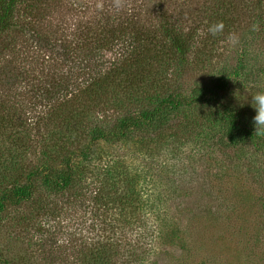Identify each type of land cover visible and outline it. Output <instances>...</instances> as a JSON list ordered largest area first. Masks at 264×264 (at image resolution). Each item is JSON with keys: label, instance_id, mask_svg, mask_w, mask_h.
I'll return each instance as SVG.
<instances>
[{"label": "rangeland", "instance_id": "1", "mask_svg": "<svg viewBox=\"0 0 264 264\" xmlns=\"http://www.w3.org/2000/svg\"><path fill=\"white\" fill-rule=\"evenodd\" d=\"M58 1L62 0L53 3L63 5ZM142 1L77 0L73 6L77 13L67 10H72V4L67 2L66 9L48 12L46 22L35 23L34 27V20L24 15L34 0L19 6L18 24L30 23L32 27L22 32L24 43L22 40L17 43L13 33L4 36L8 42L17 43L19 51L6 52L0 58V99L7 90L11 95L25 93L30 87L44 83L46 76L29 72L26 65L19 70L13 65L11 61H15L17 52L20 61L22 55L32 57L30 52H36L40 58L50 56L49 65L56 66L60 73L68 72L72 66L57 61L43 45L31 47L35 46V32L46 31L49 40L52 36L64 37L70 42L76 28L86 24L89 28L93 21L96 23L95 9L107 15L115 12L134 15L139 13ZM187 1L194 9L203 2ZM151 2L155 6L158 0ZM113 6L117 7L115 11ZM170 12L176 14L175 24L180 23L184 32L196 30L197 23L201 24L197 35L205 24L202 20L207 19L202 12L191 19L187 13L179 16L176 6L170 7ZM200 55L192 57L186 74L176 80L177 90L189 99L200 90L206 91L225 81L226 91L218 92L219 102L240 117L246 127L255 130V111L249 103L251 96L264 90V31L257 27L250 33L240 31L209 45ZM102 56L106 62L113 58L110 52H103ZM107 100L112 102L113 96ZM119 100L123 101L121 112L135 111L127 106L121 92ZM29 101L30 97L23 109L36 118L37 129L29 130L24 138L36 153L19 157L21 153L14 148L18 146L16 143L11 139L0 140V194L15 183L24 182L26 172L22 166L40 158L37 154L43 143L42 136L38 137L40 119L53 117L40 105L30 107ZM92 116L97 121L101 119L98 110ZM120 116L114 108L105 113L110 122ZM169 120L173 122L169 123L166 142L156 138L151 144L144 141L143 148L131 145L120 151L98 148L100 155H109L122 165L118 171L119 189L128 199L132 198L131 210L135 209L134 214L118 217L119 248L130 247L122 250L128 256L118 257L113 264H264V146L252 140L227 145L224 115L214 104L181 109ZM89 181L79 186L84 188ZM78 189L56 192L36 181L30 201L6 208L0 214V264H90L88 256L93 253L91 244L99 236L98 225L95 224L96 231L92 230L87 205L77 203L81 192Z\"/></svg>", "mask_w": 264, "mask_h": 264}, {"label": "trees", "instance_id": "2", "mask_svg": "<svg viewBox=\"0 0 264 264\" xmlns=\"http://www.w3.org/2000/svg\"><path fill=\"white\" fill-rule=\"evenodd\" d=\"M53 1L34 0L33 5L25 9L24 15L34 20L33 27L35 23L46 22L48 12L61 7L66 9L67 2L72 4V10H67L77 13L73 8L77 0L58 1L64 6ZM27 2L0 0V58L6 52L15 54L22 32L32 27L30 23L18 24L16 18L17 8ZM172 6H176L182 17L183 13L190 19L199 12L206 15L199 35L196 33L201 24L197 23L196 30L188 29L187 32L180 23L176 26V14L170 12ZM112 8L115 11L117 7ZM137 12L107 15L95 9L96 23L93 21L89 28L87 24L76 28L70 42L64 37L54 39L52 36L49 40L46 31L43 34L35 32V46L31 47L43 45L57 61L72 66L68 72L60 73L56 66L49 65L50 56L40 58L36 52H30L32 57L25 54L20 61L17 52L15 61H11L13 65L16 64L18 70L26 65L29 72L46 76L44 83L30 87L25 93L11 95L7 90L5 97L0 99V140L11 139L16 143L18 146L14 148L21 153L19 157L36 153L24 138L29 130L37 129L36 118L23 109L27 98L30 97V107L40 105L53 116L49 120H38L42 125L38 137L43 139L37 153L40 158L33 164L28 160L29 163L22 166L26 172L22 184L14 182L13 187L0 194V214L6 208H16L30 201L36 181L56 192L81 188L77 203L87 205L92 230L96 223L98 225L99 236L91 244L93 253L88 256L90 264H113L118 257L128 256L122 250L129 249L130 245L119 248L118 217L135 213V209L131 210L132 198L128 199L119 189L118 171L122 165L109 155H100V146L120 151L131 145L143 148L144 141L151 144L156 138L166 142L169 123L173 122L170 116L174 119L181 109H200L206 103L222 110L227 145L231 147L252 140L264 146V132L256 133L246 127L240 117L219 102L218 92L226 91L225 81L206 91L200 90L189 99L176 86L178 77L186 74L192 57H202L200 54H204L209 45L240 31L250 33L255 27L264 31V0H203L197 9L187 0H158L155 6L151 0H143ZM213 28L214 33L210 31ZM12 33L17 43L4 39ZM103 52L113 54L110 62L103 60ZM26 61L30 65L25 64ZM172 78L173 81L169 80ZM168 84L173 86L168 88L165 86ZM119 92L127 106L135 109L133 113L121 112L124 108L120 111L123 101L119 100ZM110 95L112 102L107 100ZM108 108L118 110L121 116L107 121ZM97 110L101 115L98 121L92 116ZM88 179L89 183L80 187Z\"/></svg>", "mask_w": 264, "mask_h": 264}, {"label": "clouds", "instance_id": "3", "mask_svg": "<svg viewBox=\"0 0 264 264\" xmlns=\"http://www.w3.org/2000/svg\"><path fill=\"white\" fill-rule=\"evenodd\" d=\"M210 31L214 33L215 29H210ZM249 104L255 111V115L253 117L255 132H264V90L251 96Z\"/></svg>", "mask_w": 264, "mask_h": 264}]
</instances>
